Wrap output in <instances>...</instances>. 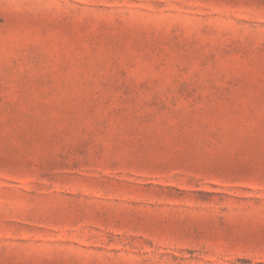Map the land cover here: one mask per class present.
<instances>
[{
    "label": "rangeland",
    "instance_id": "rangeland-1",
    "mask_svg": "<svg viewBox=\"0 0 264 264\" xmlns=\"http://www.w3.org/2000/svg\"><path fill=\"white\" fill-rule=\"evenodd\" d=\"M0 264H264V0H0Z\"/></svg>",
    "mask_w": 264,
    "mask_h": 264
}]
</instances>
